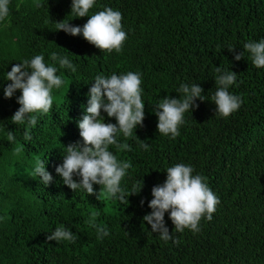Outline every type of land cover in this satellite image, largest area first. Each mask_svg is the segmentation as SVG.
Here are the masks:
<instances>
[{"label":"trees","instance_id":"trees-1","mask_svg":"<svg viewBox=\"0 0 264 264\" xmlns=\"http://www.w3.org/2000/svg\"><path fill=\"white\" fill-rule=\"evenodd\" d=\"M71 5L72 0H10L9 16L0 21V264H264V68H256L247 51L234 59L246 42L264 39V0H96L89 16L105 7L122 13L127 39L120 52L110 53L82 35L57 31L55 22L83 26L89 19L77 18ZM233 46L235 52L229 51ZM53 52L67 57L76 71L60 68L51 60ZM36 55L56 67L64 83L52 90L51 110L33 114L35 127L16 125L11 117L21 91L5 98L11 83L6 73ZM216 67L237 73L228 90L243 102L228 117L217 114L212 101ZM129 71L141 73L145 119L131 137L117 133L130 151L109 150L132 164L121 180L126 193L138 183L143 187L129 202L97 199L103 188L98 184L93 195L73 191L56 167L69 144L83 143L78 123L87 114L89 89L99 74ZM182 83H199L205 100L197 99L198 108L184 114L173 139L158 132L155 109L162 98L182 97L177 91ZM101 115L105 123H117L103 110ZM8 131L14 141L7 139ZM25 131L31 140L24 139ZM17 147H23L19 154ZM37 159L45 160L53 176L47 186L33 178ZM180 163L207 178L220 204L211 221L201 219L196 233L176 232L166 212L177 244L152 233L143 217L152 211V188L165 182L167 168ZM93 212H99L95 222L108 227L103 239L87 223ZM59 226L70 229L76 242L48 241Z\"/></svg>","mask_w":264,"mask_h":264},{"label":"clouds","instance_id":"clouds-1","mask_svg":"<svg viewBox=\"0 0 264 264\" xmlns=\"http://www.w3.org/2000/svg\"><path fill=\"white\" fill-rule=\"evenodd\" d=\"M96 0H72L71 13L77 18L89 17L83 26H74L69 21L55 22L57 31H64L72 36L82 35L83 38L101 51L120 52L127 39V33L122 26V13L105 7L91 16L89 10ZM10 0H0V21L9 16ZM40 5L38 4L37 7ZM235 47L228 50L235 52ZM243 52L236 54L234 59H243L244 52L251 54L252 63L256 68H264V39L258 42L249 40L243 45ZM51 60L58 61L60 68L76 71V67L67 57H60L57 53H51ZM219 74L215 81L218 85L212 97L216 105V113L221 117H228L237 111L241 104L240 96L231 94L229 86L237 81V73L231 70H222L216 67ZM57 68L47 65L43 55H36L31 61L24 60L12 66L11 71L6 73V80L11 81L4 88L5 98H12L17 90L21 95L17 98L20 105L13 114L11 120L14 124H25L35 127L37 116L34 113L47 114L53 105V88L59 89L64 80L57 74ZM141 73L127 72L110 77L99 74L89 89L88 107L86 115L79 121L80 136L83 143L69 144L65 149L63 163L56 167V173L63 179V183L73 191L86 190L87 194H96L93 185L103 186L97 195L105 199H119L124 202L132 194H138L142 184L138 183L129 195L121 187V180L125 177L128 169L132 167L130 161H120L109 150V146H115L121 150H131L128 143H119L117 133H122L125 138L133 135V130L143 126L145 119V103L142 100ZM182 93L180 98L165 97L156 106L155 114L158 117L157 129L163 135H171L173 139L180 135L179 128L185 123L184 114L198 108L196 100L204 101L202 95L204 89L199 83L189 86L182 83L177 90ZM106 98V99H105ZM108 117H114L116 124L105 123L101 111ZM7 139L15 140L14 132L8 131ZM24 139L31 140L28 131L24 132ZM141 141V140H140ZM143 149L148 150L149 144L141 141ZM23 151V147H17L15 154ZM44 159H37L33 169V178L38 176L45 186L53 181V176L46 170ZM194 168L191 165L176 164L167 168V177L162 185L152 188L153 199L148 206L151 212L143 217V220L151 226V232L157 233L164 242L169 240L179 243L170 234L165 224V213H170L174 230L183 232L185 229L193 233L199 232L200 221L206 218L213 219L217 205L220 204L218 196L210 189L207 178L201 174L193 175ZM74 177H79L77 181ZM129 202V201H128ZM144 201H141L143 205ZM99 212H93L87 223L96 229L97 238L103 239L109 235L106 225L97 224L96 217ZM48 241H68L75 243L77 236L64 226L57 227L50 235Z\"/></svg>","mask_w":264,"mask_h":264}]
</instances>
